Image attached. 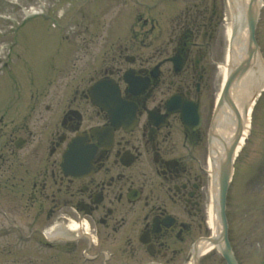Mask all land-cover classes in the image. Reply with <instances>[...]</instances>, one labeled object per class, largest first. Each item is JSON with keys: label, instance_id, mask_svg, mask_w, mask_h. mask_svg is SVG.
<instances>
[{"label": "flooded vegetation", "instance_id": "flooded-vegetation-1", "mask_svg": "<svg viewBox=\"0 0 264 264\" xmlns=\"http://www.w3.org/2000/svg\"><path fill=\"white\" fill-rule=\"evenodd\" d=\"M202 8L204 4L183 6L169 27L162 18L154 25L145 17L146 58L136 56L127 68L108 66L104 70L118 81L122 97L135 106L138 123L131 132L113 128L111 144H100L94 131L110 126L106 113L92 106L93 115L89 116L97 121L86 122L83 114L87 107L83 105L91 104L89 96L85 89H76L42 102L47 114L38 112L36 116L30 169H23V157L9 146L14 143L12 137L1 144L4 189L25 201L10 203L14 211L30 216L39 226L60 223L69 215L87 222L91 239L85 234L71 244V240L53 238L48 243L52 249L42 256L43 264H76L75 258L62 250L75 252L80 244L101 259L106 250L113 263L139 264L151 259L181 263L183 244L200 229L204 199L199 173L189 162L193 156L184 150L204 138L205 114L214 95V69L207 53L215 44L218 16L214 10ZM168 30L171 35H166ZM169 44L181 57L178 69L168 55H161ZM155 55L160 56L155 59ZM127 69H134L133 75L145 81L143 91L131 93L122 78ZM174 95L181 104H198L201 123L193 132L183 125L179 112H167V100ZM146 108L165 117L153 123ZM26 129L22 124L17 131L25 133ZM76 134L83 146L94 151L84 157V170L73 176L64 172L62 154ZM129 159L130 164L124 165ZM18 232L17 239L23 236L22 230ZM31 232L32 242L40 240L38 228ZM0 255L12 264L40 262L35 245L24 250L6 242Z\"/></svg>", "mask_w": 264, "mask_h": 264}, {"label": "rangeland", "instance_id": "rangeland-1", "mask_svg": "<svg viewBox=\"0 0 264 264\" xmlns=\"http://www.w3.org/2000/svg\"><path fill=\"white\" fill-rule=\"evenodd\" d=\"M14 1L0 0V45L14 42L19 46L15 48L16 51H12V54L19 52L16 54L18 55L16 59L11 53L5 56L6 50L0 51V63L5 60H8L9 64L15 63L12 70L4 69L0 73V115L7 112V116L3 118L2 123L0 122L1 144L12 131V129L6 131L3 124L6 121H13L19 127L27 124L29 141L33 140L35 114L32 112L18 114L22 110H14L21 107L15 94L26 91L31 95L49 90L50 85L47 82L55 76V73H49L50 76L44 79L42 78L43 70L46 71L45 68L50 65L49 61L55 62L64 57L62 54L67 47L59 43L75 45L73 49L79 54L75 60L79 70L70 74L67 79V85L71 87L80 75H99V66L101 64L105 66L106 59L119 52L118 45L122 49L127 46L123 28L127 26L128 15L133 11L130 5L126 7L121 3L114 6L104 4L101 5L102 9L105 8L104 11L100 8L98 18H95L96 3L82 7L83 0ZM41 2L44 3L40 7L43 15L31 16L23 11L30 3L40 5ZM91 2L92 0H89V3ZM65 7H68L66 11ZM88 7H91L90 11ZM59 8H63L64 15L57 18L55 13ZM74 8L79 11L74 12ZM260 13L256 26V38L264 62V7ZM41 16H46V19ZM49 23L50 25L54 23L55 27L52 28ZM86 24L91 26L88 35L84 37L83 26ZM225 47L226 40L221 34L215 52L218 62L223 61ZM85 71L89 72V75ZM218 78L216 69V88ZM63 90L61 85L56 84L52 88V93ZM85 116L88 118L86 121H90L91 118L87 114ZM209 117L210 115L206 118V122ZM199 146L204 148L202 143ZM197 150L196 148L195 151ZM195 151L193 153L198 155ZM200 162L203 163V159H200ZM233 166L232 181L227 192L228 236L239 264H264V90L251 121L249 136ZM206 181L209 187L210 179L206 177ZM1 182L2 177H0V198L2 196ZM204 218H206L205 213ZM199 233L207 235L209 229L206 225L202 226L200 232H196L194 236ZM200 262L201 264H225L216 250L208 256H202Z\"/></svg>", "mask_w": 264, "mask_h": 264}, {"label": "bare ground", "instance_id": "bare-ground-1", "mask_svg": "<svg viewBox=\"0 0 264 264\" xmlns=\"http://www.w3.org/2000/svg\"><path fill=\"white\" fill-rule=\"evenodd\" d=\"M263 5L264 0H225L224 33L227 45L225 59L218 68L219 85L225 82L231 70L239 68L241 64L243 71L231 81L227 100L217 109L209 127L207 171L210 183L207 225L212 237L219 238L222 230L218 217L219 169L225 164L227 150L234 141L238 140L232 157L233 161L245 145L251 127L252 106L263 87L264 63L260 52L255 50L254 45L249 44L246 17L247 7L255 16ZM25 12L31 16L38 14L35 6L29 7ZM233 18L238 27L235 36L230 39ZM245 108H247V112H245ZM238 137L239 139H237ZM230 171H232V175L233 169L230 168ZM76 228V224H71L67 231ZM219 246L220 243L213 245L207 238L202 237L196 244L197 255L202 256L212 250H218ZM187 264H192L191 260Z\"/></svg>", "mask_w": 264, "mask_h": 264}, {"label": "water", "instance_id": "water-1", "mask_svg": "<svg viewBox=\"0 0 264 264\" xmlns=\"http://www.w3.org/2000/svg\"><path fill=\"white\" fill-rule=\"evenodd\" d=\"M246 17H247V27H248V41L250 45H254V47H256V43L254 39L255 17L251 13L249 7H247L246 9ZM242 71H243V65H240L239 68L234 70L229 75L228 80L223 90V94L220 98L219 104L222 103L223 99L227 100V92H228V88H229L231 81L235 78L236 75L241 74ZM237 139H239V137ZM237 142L238 140L234 141L232 145L230 146V148L227 150L226 162L220 167V170H219V202H220V216H221V222L223 226L221 239L224 243V246L221 248V253L223 257L225 258L227 264H237L233 257L229 242L227 240V234H226L227 225H226V219L224 215L225 193H226L228 179L230 175L231 157L237 145ZM211 241L213 243L218 242V240H211Z\"/></svg>", "mask_w": 264, "mask_h": 264}]
</instances>
